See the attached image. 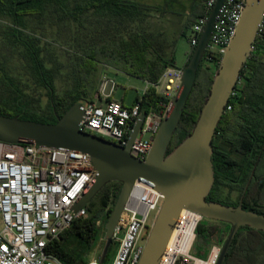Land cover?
<instances>
[{"label": "trees", "instance_id": "16d2710c", "mask_svg": "<svg viewBox=\"0 0 264 264\" xmlns=\"http://www.w3.org/2000/svg\"><path fill=\"white\" fill-rule=\"evenodd\" d=\"M206 1L193 0V10L202 6L196 19L209 14ZM160 8L140 0H0V19L9 21L1 32L0 114L39 123H56L57 117H62L71 106L87 105L95 100L105 65L150 83L158 82L165 68L176 67L173 58L163 57L164 48L159 44L155 46L153 37L146 33L127 30L128 37H124L110 32L107 26L113 24V30H118L119 26L134 24L159 12ZM89 16L99 18L98 22L106 27L89 40L74 38L64 54L59 52L61 48L56 42L46 40L40 31L46 26L60 30L69 29L70 24L82 27ZM62 55L65 62L61 61ZM13 58L18 61L16 68L9 63ZM122 63L132 69L122 68ZM214 66L218 68L219 64L214 63ZM135 67L142 68L143 73ZM214 75L215 72L211 76L209 68L199 66L169 152L191 134ZM61 81L70 84L63 94L57 91ZM32 87L47 91L46 105L28 92ZM235 92L228 104L231 109H226L213 140L215 182L208 201L227 205L223 201L224 188L234 190L236 187L231 180L234 178L237 183H242L240 192H243L255 169L251 190L256 197L252 202L245 200L243 207L264 215V207L258 203L264 193V39H256L255 50L241 72ZM162 99L149 89L143 96L142 105L146 110ZM121 188L122 183H108L86 207L89 215L75 221L59 239L50 241L47 252L63 264H86L99 237L96 221L108 206L107 217L110 215ZM237 205L238 202L231 206ZM217 231L216 227L208 228L206 245L212 243ZM224 264H264V232L241 228Z\"/></svg>", "mask_w": 264, "mask_h": 264}, {"label": "built area", "instance_id": "2783aa9c", "mask_svg": "<svg viewBox=\"0 0 264 264\" xmlns=\"http://www.w3.org/2000/svg\"><path fill=\"white\" fill-rule=\"evenodd\" d=\"M216 1H206L209 14ZM245 3L246 0H224L204 55L210 65L221 63L235 36ZM209 14L198 17L191 26L192 50L198 45ZM257 38L264 39V12L249 57ZM182 76L181 68H165L158 82L147 83L142 97L130 107L112 100L113 92H106L109 79L102 78L95 100L84 105L80 131L125 147L134 124L143 114L144 121L130 153L145 161L162 121L172 110V99L182 90ZM149 89L163 99L145 110L142 99ZM96 174L90 156L82 151L0 142V264H63L46 248L75 221L89 215L86 207L77 212L74 207L88 192ZM162 202L163 196L157 190L137 181L113 236L118 243L114 259L101 263L100 258L89 256L86 264H139L145 245L142 242H146ZM109 210L110 206L96 221L98 247L105 243L104 222ZM152 213L155 216L150 221ZM203 220L194 210H181L161 264H218L223 238H213L204 258L192 253Z\"/></svg>", "mask_w": 264, "mask_h": 264}, {"label": "water", "instance_id": "95a60500", "mask_svg": "<svg viewBox=\"0 0 264 264\" xmlns=\"http://www.w3.org/2000/svg\"><path fill=\"white\" fill-rule=\"evenodd\" d=\"M223 3L224 0H217L210 11L198 45L182 69V90L172 99V110L162 121L153 148L145 161L134 158L130 153L142 127L143 114L134 124L125 147L80 131L79 125L84 117V105L81 103L71 106L56 123L50 124L0 114V142L77 150L90 156L97 174L88 192L75 205V212L91 202L108 183H122L105 224L101 263L106 259L120 217L137 181L150 185L163 196L139 264H161V257L179 213L184 208L200 213L204 219L230 226L218 264H224L241 228L249 227L264 232V215L246 210L242 199L237 206L208 201L215 182L213 140L248 60L264 12V0H246L235 36L215 72L191 134L169 152Z\"/></svg>", "mask_w": 264, "mask_h": 264}, {"label": "rangeland", "instance_id": "374dc122", "mask_svg": "<svg viewBox=\"0 0 264 264\" xmlns=\"http://www.w3.org/2000/svg\"><path fill=\"white\" fill-rule=\"evenodd\" d=\"M142 3L161 7L159 12H153L150 16L143 18L142 20L137 21L134 24L119 26L118 30H113V24L107 26V29L110 32H116L120 36L128 37V32H139L141 34L146 33L153 37V44L157 46L160 45L161 48H164L163 54L166 59L170 57L175 60L176 67L183 69L188 60L189 56L192 53V46L189 42L191 36V24L194 23L196 16L202 10V6L196 10L192 9L193 0H140ZM169 1V2H167ZM168 3V4H167ZM99 18L94 16H89L88 21L84 26H77L75 24H70L69 29L60 30L57 27L46 26L43 30H40L45 34V38L48 41L56 42L57 46L61 48L59 52L64 54V50L68 47V44L73 41L74 38L79 37L81 39H88L91 36H95L100 33L102 28L106 27L104 23L98 22ZM9 25L7 19H0V43L2 42V28ZM107 33V32H106ZM0 50H2L0 44ZM160 53V52H159ZM61 61L65 62V56L62 55ZM11 67L16 68L18 61L16 58L10 60ZM203 67H208L211 73V76L216 72L217 68L214 65H207L206 61L203 59L201 64ZM122 68L131 70L130 66L127 63L121 64ZM137 71L143 73V69L140 67H135ZM108 78L109 82L106 86V92H113V99L118 101H124L126 106H133L138 98L142 97V92L147 87L145 80L134 77L125 73L124 71L116 70L115 68L105 65L104 70L101 74L100 82L102 78ZM100 84V83H99ZM70 84L66 81H61L57 84V91L60 94H63ZM28 92L37 100L41 102L44 106L48 103V94L45 89L30 88ZM148 137V135H147ZM225 193H229L230 197L233 200L237 199L236 193H231L227 190ZM95 198L89 202L85 207L89 206L94 202ZM258 203L260 206L264 207V193L259 197ZM155 216V213L151 214L150 221ZM107 219H105L104 224H106ZM1 226V223H0ZM218 228L217 233L214 237L223 238V241L226 239L230 226L223 224L221 222L212 221L204 219L200 224V231L197 230V240L194 245L192 253L194 255L200 256L202 258L206 257L210 245H206L205 240L208 236V228ZM122 235H120L121 237ZM145 244V241L142 242ZM104 244H101L99 247L96 246L90 256L96 257L99 259L101 257ZM118 243L113 239L112 245L108 252L106 263H110L117 252ZM90 259V258H89Z\"/></svg>", "mask_w": 264, "mask_h": 264}, {"label": "flooded vegetation", "instance_id": "af4514ba", "mask_svg": "<svg viewBox=\"0 0 264 264\" xmlns=\"http://www.w3.org/2000/svg\"><path fill=\"white\" fill-rule=\"evenodd\" d=\"M207 65L209 66L210 64L207 63ZM57 120H58V117H57ZM254 173H255V169H253L252 174H251L248 182L246 183V186H245L243 192H240V186H241L242 183L241 182H238L237 183L234 178L231 179L232 182H233L232 183L233 186L236 187V188L234 190H231V189H229V188L226 187V188H224L223 194H222L223 195V201L226 202V203H228L227 205L231 206L232 203H237V202L239 204L240 201H241V199L243 200V204H244V201L245 200H249L250 202H252V200H254V198L256 196H255V194H252L253 191L251 190V187L253 186V183H254ZM225 190H227V191H229L231 193H236L237 194V199L236 200H233L230 197L229 193L227 194V193L224 192ZM219 200L222 201V199H219Z\"/></svg>", "mask_w": 264, "mask_h": 264}, {"label": "crops", "instance_id": "0c3cea01", "mask_svg": "<svg viewBox=\"0 0 264 264\" xmlns=\"http://www.w3.org/2000/svg\"><path fill=\"white\" fill-rule=\"evenodd\" d=\"M191 25H192V24H191ZM190 28H191V27H190ZM189 57H190V56H189ZM170 58H171V57H170ZM170 58H169V59H170ZM173 60H174V59H173ZM174 63H175V60H174ZM175 65H176V63H175ZM146 83H149V82L146 81ZM112 100H114L113 97H112ZM116 101H118V100H116ZM120 102H122V103L125 105L124 101H120Z\"/></svg>", "mask_w": 264, "mask_h": 264}]
</instances>
